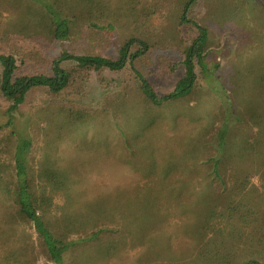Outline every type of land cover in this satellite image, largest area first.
<instances>
[{"label": "trees", "instance_id": "16d2710c", "mask_svg": "<svg viewBox=\"0 0 264 264\" xmlns=\"http://www.w3.org/2000/svg\"><path fill=\"white\" fill-rule=\"evenodd\" d=\"M114 1L0 0V17L5 14L9 16L6 29L9 33L66 40L75 35L79 23L91 18L92 11L107 14L108 19L116 25L132 11L134 13L132 6L125 7L118 0L115 1L117 7L110 8ZM197 1L183 0L180 3L179 24H190L196 29L197 36L182 52L184 76L174 91L167 95H158L151 83L135 68V61L151 47L161 45L162 40L150 45L151 39L148 37L140 40L130 36L115 60L63 51L52 62V75L16 76V56L0 53V97L11 103V111L23 105L28 94L37 88H46L53 96L59 97L78 78L87 79L88 74L102 70L125 73L129 69L137 91L135 102L138 111L130 116L132 134L123 143V148L131 152V159L139 155L153 157L151 161L147 158L150 163L139 164L138 169L149 168V171L130 183L131 190L127 195L118 185L111 191V186L98 178H90L89 182L93 183L84 189L74 188L83 185L86 179L84 176L81 178L73 164L61 166L59 163L56 152L65 130L69 132L72 127L86 125L97 120L99 115L118 118L120 114L124 115L119 105L121 101L124 103L126 96L122 93L109 97L112 101L104 99V113H99L97 109L75 108L54 111L49 105L45 109L44 121L39 123H47L41 128L48 141H43L38 169L30 163L34 147L33 131L32 135L30 132H19L13 119L0 125V264H33L30 260L26 263L29 245L20 240H24L27 234L23 231L25 227L34 230L41 243V254L51 264H92L90 257L83 255L91 246L96 248L95 253L100 259H111L121 246H126L125 238L137 246L141 244L144 253L140 260H143L146 254L152 255L155 245L161 244L162 239L157 233L161 232L169 216H163L161 211L171 202L181 200L191 202L186 210V215L190 213L191 216L184 225L191 226L188 231L195 234L201 250L197 255L194 250L188 252L190 260L183 262L181 259L178 264H264V107L258 104L250 113L263 121V130L239 141L229 134L227 125L230 116L226 111L222 119L220 112L212 119L222 120L218 130L207 126L212 120L206 122L193 113L190 116L175 114L167 108L197 89V66L206 71L207 28L188 17ZM147 15H144V23H147ZM114 24L110 27L113 28ZM92 26L102 29L101 25ZM146 28L149 29L148 26ZM105 29L103 27L102 30ZM176 31L175 39L184 45L185 39L178 38ZM150 33L152 39L155 34H158L155 38L165 39L161 37L160 30H150ZM66 63H71L70 67H65ZM108 106L115 110L111 111ZM187 121L195 124L194 132L183 135L176 129L174 135H169V131L176 126L184 128L183 122ZM90 140L82 145V150L97 154V159L91 158V162L100 160V165L95 167L99 173L105 167L102 164L107 167L111 160H117L122 154L118 143L117 151L112 153L111 145L104 144L103 140ZM153 142L156 143V154L149 148L153 147ZM79 165L84 166L82 162ZM115 166L123 169L125 164ZM247 170L254 171L259 177L257 185L252 183L251 173ZM118 173L117 169L115 174ZM85 196L93 198L82 200ZM124 197L136 211L129 223L130 230L115 236V231H107L102 226L110 220L112 208L124 211V206L127 207ZM59 199H62V203L57 202ZM197 206L203 209L194 216ZM219 206L221 211L217 213ZM55 210H60L62 215L54 216ZM210 232H214L212 238H208ZM104 233H113L115 239L107 242L102 239V247L95 241ZM153 257L154 260L161 258L158 254ZM141 263H151L150 258Z\"/></svg>", "mask_w": 264, "mask_h": 264}, {"label": "rangeland", "instance_id": "374dc122", "mask_svg": "<svg viewBox=\"0 0 264 264\" xmlns=\"http://www.w3.org/2000/svg\"><path fill=\"white\" fill-rule=\"evenodd\" d=\"M115 1L110 8L117 7ZM118 1L125 7L132 6L135 9L134 13L132 11L129 16L120 19L116 25L108 19L107 14L101 15L99 12L92 11L91 18L85 19L87 22L79 23L75 35L66 40L31 38L18 33H9L6 31L9 20L7 17L9 16L5 14L0 17V53L16 56L18 60L16 76L52 75V62L63 51L115 60L125 40L130 36H136L140 40L148 37L151 39L150 45H155L158 40H162L161 45L151 47L146 54L135 61V68L151 83L158 95L172 93L178 81L185 74L182 52L185 46L189 45L197 36V31L193 26L179 24L180 3L183 0ZM146 14H148L147 23H144ZM188 17L207 28L206 71L197 66V89L185 99L167 107L168 110H172L171 112L175 114L184 113L188 116L193 113L206 122H210L219 112L223 114L221 119L226 113H229L230 121L227 128L235 140L239 141L246 138L247 135H257L260 130H263V121L255 114L250 113L258 104L264 107V0H198L190 10ZM92 24L101 25L102 29L103 27L106 29H97ZM112 24H114V29L110 27ZM155 29L161 31L160 35L167 38L166 41L164 38H155L158 37V34H155L153 39L151 38L150 30L152 32ZM136 30L145 32L136 33ZM175 31L178 38L185 39L184 45L175 39ZM70 65L71 63H66L65 67H70ZM1 72L0 65V75ZM133 80L129 69L125 73L110 70L93 72L88 74L87 79L78 78L77 82L75 81L70 88L65 89L59 97L53 96L46 88L33 90L28 94L25 103L19 106L16 111H11V103L0 97V125L13 119L19 132H30L32 135L31 130L33 131L34 147L30 163L32 162V166L38 169L42 158L43 141H48V138H45L47 137L46 133L41 128V126L45 127L47 123L44 125H42L43 123L39 125V123L44 121L45 109L49 105L54 111L75 108L77 110L97 109L99 113H104L103 101L105 98L116 97L119 93L125 94L124 103L122 104V101L119 103L122 106V111L125 112L124 115L120 114L119 118L106 114L99 115L97 120H92L86 125L72 127V131L69 132L65 130L56 155L61 166L73 164L81 178L83 179L82 176H84L86 179L83 185L74 188L84 189L93 183L89 182L90 178H98L111 186V191L114 186L118 185L124 195H127L131 190L130 183L149 171V168L138 169L139 164L141 162L150 163L149 160L151 161L153 158L152 155H146L148 160L139 155L131 159V152L126 147L123 148V143H126L132 134L133 122L130 116L136 115L138 111L137 101L135 102L137 91ZM108 108L111 111L115 110L109 106ZM127 114H129L127 116L129 122L126 121ZM221 119L212 120L213 122L207 126L210 129L219 130ZM194 125L189 121L183 122V130L176 126L174 130L169 131V135H174L176 129L183 135L194 132ZM37 126L40 128L38 129ZM93 138L103 140L104 144L106 143L108 146L111 145L112 153L117 151L116 143L121 145L122 154L120 157L115 161L111 160L107 167L101 163L105 167L100 173L95 168L100 165V160H98L99 163L91 162V158L97 159V154L82 150V145ZM154 145H156L155 142H153V147L149 146V148L156 154ZM80 162L84 166L79 165ZM116 163L121 166L125 164V166L123 169L120 166L117 168ZM252 167L255 168V166ZM117 169L119 173L115 174ZM247 171L251 173L252 183L257 185L259 177L255 175L254 171ZM75 178L78 180L76 176ZM200 187L202 188V186ZM89 198L93 197L85 196L82 197V200ZM123 199L127 205V207L124 206V211L112 208L110 220L102 226L107 231H115V236L130 230L129 223L136 211L135 207L129 205L125 197ZM57 202L62 203V199ZM190 204L191 202L186 200L173 201L161 211L163 216L169 215L166 216L163 229L157 233V236L162 239L161 244L155 245L152 255L146 254V257L142 258L143 260L149 257L151 262L149 264H178V260L182 259L183 262L190 260L188 252L194 250V254H198L201 249L196 243V236L188 231L191 226L184 225L190 219V213L186 215ZM114 206L118 207L115 204ZM196 209L197 211L193 212L194 216L203 207L197 206ZM216 209L217 213H220L221 207ZM55 215L59 217L62 214L60 210H55ZM25 229L22 230L27 234L24 236V240L22 238L20 240L29 245L27 253L29 258H26V263L30 260V263L33 261V264H51L41 254V243L34 230L29 227H25ZM213 234L214 232H210L208 238H212ZM115 236L113 233H104L95 243L102 246V239L107 242L114 240ZM125 241L127 242L126 246H121L111 259H100L95 253L96 248H92V246L88 247L83 255L85 258L90 257L89 260L92 264H143L141 263L143 260H140L141 254L144 253L141 244L137 246L129 238H125ZM154 254L160 255L161 258L158 257L159 259L154 260Z\"/></svg>", "mask_w": 264, "mask_h": 264}]
</instances>
